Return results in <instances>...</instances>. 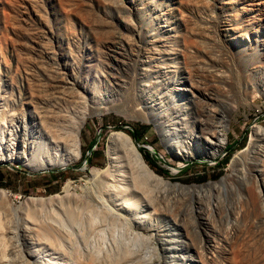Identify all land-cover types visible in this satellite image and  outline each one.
<instances>
[{
  "label": "rangeland",
  "instance_id": "rangeland-1",
  "mask_svg": "<svg viewBox=\"0 0 264 264\" xmlns=\"http://www.w3.org/2000/svg\"><path fill=\"white\" fill-rule=\"evenodd\" d=\"M194 72L199 73L204 98L214 91L223 101L231 96L236 106L230 114L219 110L228 116L229 127L226 146L215 158L178 155L190 151L188 138H195L190 91ZM54 84L65 91L58 94ZM84 90L95 99H115V109L87 118L80 156L65 167L33 172L21 162L0 164V191L6 194L0 225L8 215L5 210L17 217L10 223H22L23 203L30 197L59 195L67 202L94 195L109 210L129 214L126 207L109 203L100 193L102 178L94 176L107 168L108 140L121 131L146 148L143 152L154 167L144 161L151 170L185 187L180 194L187 216L180 222L176 197L172 200L168 193L156 194L153 209L139 202L143 222H131V227L150 233V264H264L259 187L248 169L244 182L231 176L237 173L236 155L248 151L254 127L264 128V0H0V138L29 139L44 114L64 110L68 96ZM141 95L158 109L157 117L168 130L159 131L156 123L141 118L139 107H131L133 96ZM180 124L184 132L173 127ZM244 161H252L250 154ZM244 167H238L237 176L245 173ZM228 176L229 184L197 202L194 188L220 184ZM45 211L47 217H63L65 212L56 206ZM82 235L67 232L59 238L55 250L48 252L51 263L84 264L88 250L99 251L96 238L89 234L84 241ZM0 248L9 252L5 238ZM109 251L110 256L102 257L110 264L119 251L109 246L103 250Z\"/></svg>",
  "mask_w": 264,
  "mask_h": 264
},
{
  "label": "bare ground",
  "instance_id": "bare-ground-1",
  "mask_svg": "<svg viewBox=\"0 0 264 264\" xmlns=\"http://www.w3.org/2000/svg\"><path fill=\"white\" fill-rule=\"evenodd\" d=\"M154 52L157 53L156 51ZM121 61L122 59H120ZM198 74L194 72L190 80V91L193 96L192 112L195 116L191 124L196 128L195 138H188L191 142L190 151L179 152L178 155L182 159L217 157L226 146L229 127L228 116L222 115V112L219 114V110H225L230 114L236 108L229 100L231 96L226 97L227 99L223 101V98L220 99V95H216L214 91L213 93L211 91L209 97L204 98L201 83L198 81ZM226 82L231 81L227 80ZM60 90L65 91L64 88L54 84V91L59 94V92H62ZM71 94H68L69 98L66 100L68 104L64 106L66 107L64 110L62 107H59L60 111L57 113L44 114L43 121L33 129L29 139L25 137L22 139L23 137L19 135V137H14V139L6 142L3 138H0V164L16 161L21 162L33 172H44L65 167L71 162L76 161L80 156L82 128L85 121L88 117L101 113L102 110L113 109L116 101L111 98L95 99V97H92L85 90L72 92ZM133 102L131 101L133 103L131 107H139L142 111L140 112V116L144 121L156 123L159 131L168 130V128L164 129L165 126L163 127L164 124H162L163 122L159 118L158 109L150 107L143 95L133 96ZM213 104L218 107H212ZM183 107L184 105L181 103L179 108L183 109ZM53 112L55 111L53 110ZM173 127H177V129L184 132L183 124ZM171 133L167 131L166 135ZM108 153L109 164L107 168L96 170L94 176L102 178L99 181L101 186L100 193L108 198L109 203L114 208L116 206H118L117 208L126 207L129 214L122 216L119 212L109 210L111 208L100 202L94 195H90V197L86 195H82L84 197L78 196L67 200V202H64L59 195L49 198L30 197L23 203V213L24 211L26 213L22 217V223H10L12 219L17 221V217L9 213L11 212L9 210H5L4 212V214L8 215L3 218V221L1 220L0 241L5 238L7 245L9 243L10 250L8 253H3L0 248V264H53V262L51 263L53 259L49 257L48 252L50 250L53 251V249L55 250L58 239L66 235L67 232L69 234L83 233L82 239L84 241L86 240L85 235L91 234L96 238V243H99V251L96 252L95 249L93 251L88 250V254L85 256L86 259L83 260L84 264H109L102 257V254H105L106 257L110 256L108 254L110 251L107 254L103 252L104 248L108 246L110 250L114 247L119 251V255L110 264H150L148 258L154 257L150 233H146L143 230H134L133 232L131 227V222H133L132 225L137 224V222H143L139 218V202L142 199L150 209H153L156 208V194L160 193L165 196L168 193L172 197V200L176 197L174 205L177 209H180L176 220L180 222L186 220L187 216L185 214L186 202L183 201L184 197H181L182 195L180 194L184 192L185 187L181 184H172L151 170L145 163L142 153L134 141L121 131L114 132L110 136L108 140ZM247 154H250V157H252L251 162L244 161V156ZM263 162L264 128L258 126L253 129L248 151L239 152L233 161L234 167H237L235 171L238 173V167L245 166V173L243 172V175L239 177L241 174L237 176V173L234 174V172L231 176L233 178H241L244 182L247 178L246 172L248 169V174H251V178L255 180L256 185L259 187V196L262 198V204H264ZM254 172L256 173L253 174ZM230 178V176L224 178L220 184H209L204 187L194 188L192 194L195 193L197 202L201 204L203 203V198L209 196L211 191L219 192L222 186L224 187L229 184L228 180ZM69 184L66 185V188L69 187ZM5 196V192L0 191V204H3L2 202L4 201H1V199ZM53 206L64 209V216L54 217L55 215H53V217H47L43 214L46 212L45 210ZM3 207L1 205L0 209ZM30 210L34 212H30ZM130 235L135 236L134 239H131L132 236ZM124 246L126 247L124 248ZM207 249H210V247H207Z\"/></svg>",
  "mask_w": 264,
  "mask_h": 264
},
{
  "label": "water",
  "instance_id": "water-1",
  "mask_svg": "<svg viewBox=\"0 0 264 264\" xmlns=\"http://www.w3.org/2000/svg\"><path fill=\"white\" fill-rule=\"evenodd\" d=\"M135 143H136V145H137V148L139 149V150H141V151H145V147L144 146H142V145H139L138 144V142L135 140ZM97 145V140H95L94 142H93V144L90 146V148L87 150V152H86V154H85V156H84V158H83V165H85L87 162H88V159H89V156H90V154H91V152L93 151V149H94V147Z\"/></svg>",
  "mask_w": 264,
  "mask_h": 264
},
{
  "label": "trees",
  "instance_id": "trees-1",
  "mask_svg": "<svg viewBox=\"0 0 264 264\" xmlns=\"http://www.w3.org/2000/svg\"><path fill=\"white\" fill-rule=\"evenodd\" d=\"M142 156L144 158V160L146 161V163L151 166L154 167V163H152V161L149 159L148 155L146 153H144L143 151H141ZM86 154V153H85ZM85 156V155H84Z\"/></svg>",
  "mask_w": 264,
  "mask_h": 264
}]
</instances>
